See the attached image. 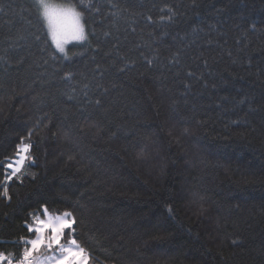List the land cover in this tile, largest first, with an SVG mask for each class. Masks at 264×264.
<instances>
[{"label": "trees", "instance_id": "obj_1", "mask_svg": "<svg viewBox=\"0 0 264 264\" xmlns=\"http://www.w3.org/2000/svg\"><path fill=\"white\" fill-rule=\"evenodd\" d=\"M84 3L65 58L0 0V251L47 206L100 264H264V0Z\"/></svg>", "mask_w": 264, "mask_h": 264}, {"label": "snow or ice", "instance_id": "obj_2", "mask_svg": "<svg viewBox=\"0 0 264 264\" xmlns=\"http://www.w3.org/2000/svg\"><path fill=\"white\" fill-rule=\"evenodd\" d=\"M38 5L42 9L40 15L46 22L48 34L56 49L63 53L65 58H69L65 45L70 40L84 41L86 39L82 19L84 10L91 4H85L84 0H80V5L84 9L81 11H77L75 6L63 7L49 3L48 0H38ZM169 11L172 10L169 9ZM161 19L163 20L164 17ZM167 19L171 20V15ZM30 149L31 144H24L18 147L15 157L6 158L5 162H2L5 171L3 181L0 182L3 184L0 191L5 198L10 199L7 186L9 182L13 178L21 179L19 174L29 160ZM78 226L79 222L72 212L65 211L53 217L47 206H43L42 213L32 214L30 222H26L25 230L31 236L19 238L18 243L21 248L19 254L12 252L6 254L0 251V264H89L90 257L87 249L77 237ZM42 249L47 255L37 256L36 254L41 253Z\"/></svg>", "mask_w": 264, "mask_h": 264}, {"label": "rangeland", "instance_id": "obj_3", "mask_svg": "<svg viewBox=\"0 0 264 264\" xmlns=\"http://www.w3.org/2000/svg\"><path fill=\"white\" fill-rule=\"evenodd\" d=\"M49 3H52V2H49ZM54 4H56V5H60V6H63V7H72V6H73L72 4H69V3H54ZM76 9H77V8H76ZM77 11H79V10L77 9ZM45 23H46V22H45ZM82 23H83V19H82ZM83 24H84V23H83ZM71 42H78V41H76V40H70L69 43H71ZM69 43H67V44L65 45V48L67 47V45H68ZM24 144H25V143L21 144L19 147H22ZM64 212H65V211H64ZM68 212H69V211H68ZM49 213H50L53 217H55V216H57V215H59V214H61V213H63V212H61V213H52V212L49 211ZM42 218H43V217H42ZM41 254H43V255H47V253L44 252L43 249L41 250V253H37L36 255H37V256H41ZM89 257H90V256H89ZM89 264H100V263H98V262H93V261L91 260V257H90V259H89Z\"/></svg>", "mask_w": 264, "mask_h": 264}]
</instances>
